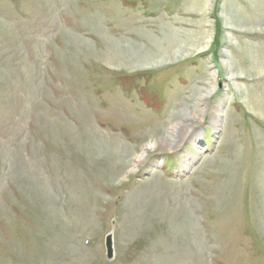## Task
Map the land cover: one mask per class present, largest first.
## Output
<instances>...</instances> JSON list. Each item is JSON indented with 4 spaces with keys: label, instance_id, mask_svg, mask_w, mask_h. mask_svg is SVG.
I'll use <instances>...</instances> for the list:
<instances>
[{
    "label": "rangeland",
    "instance_id": "1",
    "mask_svg": "<svg viewBox=\"0 0 264 264\" xmlns=\"http://www.w3.org/2000/svg\"><path fill=\"white\" fill-rule=\"evenodd\" d=\"M256 97L264 0H0V264H264Z\"/></svg>",
    "mask_w": 264,
    "mask_h": 264
},
{
    "label": "bare ground",
    "instance_id": "2",
    "mask_svg": "<svg viewBox=\"0 0 264 264\" xmlns=\"http://www.w3.org/2000/svg\"><path fill=\"white\" fill-rule=\"evenodd\" d=\"M164 28H166V27H164ZM177 31H175L174 29H168V33H167V31L165 30L164 31V37H165V39H167L166 41H168L169 42V44H168V48L166 49V51L168 52V54H172V55H170V56H172L171 58H177V60L178 59H183V58H186V57H188V56H190L191 55V52L193 51V50H198V49H204L205 47H202V41H200L199 39H198V41H193V46H191L192 47V49L190 50V49H188V48H191V47H189V46H187V44L186 43H184V42H181L180 40H178V37H177ZM148 35V34H147ZM75 38V37H74ZM78 38H80V37H78ZM81 40H83L82 38H80ZM79 39V40H80ZM79 40H77L78 42H79ZM80 43V42H79ZM82 43V42H81ZM84 43V42H83ZM82 43V44H83ZM158 43V42H157ZM74 44H76V43H74ZM84 44H86V43H84ZM82 46V45H81ZM124 46V45H123ZM86 48V47H85ZM87 49V48H86ZM85 49V50H86ZM168 49H170V50H168ZM78 50V49H77ZM105 56L103 55V59H105L104 58ZM147 57H149V58H146L145 60H138V65H136L135 63V65L136 66H134V65H132V66H129V67H127V68H129V69H138L139 67L140 68H154V67H158V66H161V65H163V64H166V62H168L171 58H166L165 60L164 59H156L155 57L153 58V56H151V55H147ZM104 61H106V60H104ZM175 62V61H174ZM169 63H170V61H169ZM109 65V64H108ZM223 65H224V67H225V70H226V72L228 73V74H230V76H229V78H228V80L230 81V82H237L239 79H241V78H243L242 77V74L241 73H239V72H237L236 70H235V68L233 67V66H231V65H228L227 63H223ZM212 77L215 79V75H212ZM213 78H212V80H213ZM239 91H241V89H238ZM213 94V92H212V90H211V88H207V89H197V95H196V97H194V99H192V101H193V105L192 106H189V107H185V109H183L182 111H179L178 112V120L179 121H181V122H183V123H185V125H183V127H179L177 130H176V133H177V137H175L173 140H171V143L170 144H176V143H178L179 142V140H181L182 139V135L184 134V133H187V134H184L183 136L185 137V138H187L188 137V134H190V132L192 133V132H194L195 130V128H194V125H195V123H197V121H198V116H200L201 114H203L204 115V113L205 112H207L206 111V109L205 110H203L200 106H199V102H203L206 98H208L209 96H211ZM257 98V97H256ZM261 99L260 98H257L254 102L255 103H253V106L254 107H263L264 108V105L262 104V101H260ZM218 110V109H217ZM218 112V114H219V111H217ZM255 114V116H257V117H259V118H261V119H263L264 120V115H263V113H262V115H261V112L260 111H258V112H255L254 113ZM217 116H219L220 117V115H217ZM218 119V118H217ZM187 123H189V124H187ZM187 124V125H186ZM185 127H186V132H184L182 135H180V132L182 131V128H184V130H185ZM189 129H192L191 131L189 130ZM190 131V132H189ZM192 135V134H191ZM111 137L112 138H114V140H115V142H116V144L117 145H113V149H115L113 152H118L119 154L120 153H122L123 151L121 150V149H123V150H125V149H127V148H125L124 146H123V144H124V142H122V139H121V137L120 136H115V135H111ZM180 137V138H179ZM176 138H179L178 140L176 139ZM169 139V138H168ZM175 142V143H174ZM125 145V144H124ZM152 145V144H151ZM171 146V145H170ZM126 160V159H125ZM116 163V162H115ZM112 173V172H111Z\"/></svg>",
    "mask_w": 264,
    "mask_h": 264
},
{
    "label": "water",
    "instance_id": "3",
    "mask_svg": "<svg viewBox=\"0 0 264 264\" xmlns=\"http://www.w3.org/2000/svg\"><path fill=\"white\" fill-rule=\"evenodd\" d=\"M106 248H107L108 258L111 259L113 257V240H112V236L111 235L107 236Z\"/></svg>",
    "mask_w": 264,
    "mask_h": 264
}]
</instances>
